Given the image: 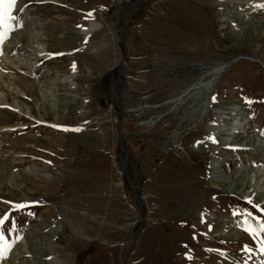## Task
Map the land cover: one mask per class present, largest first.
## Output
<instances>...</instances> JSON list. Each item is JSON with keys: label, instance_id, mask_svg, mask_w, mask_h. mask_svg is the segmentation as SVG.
<instances>
[{"label": "rangeland", "instance_id": "1", "mask_svg": "<svg viewBox=\"0 0 264 264\" xmlns=\"http://www.w3.org/2000/svg\"><path fill=\"white\" fill-rule=\"evenodd\" d=\"M135 1L17 0L0 24V264L133 247L146 211L116 98ZM124 19L122 135L148 207L127 264H264V0H139Z\"/></svg>", "mask_w": 264, "mask_h": 264}, {"label": "water", "instance_id": "2", "mask_svg": "<svg viewBox=\"0 0 264 264\" xmlns=\"http://www.w3.org/2000/svg\"><path fill=\"white\" fill-rule=\"evenodd\" d=\"M136 2L134 3V5L136 4ZM125 9H126L125 7H122V9L120 11V19H121V23H122L121 43H122V46H123L126 54H125V57H124L122 63L120 64V66L118 68V70H119V80H120L121 88H120L119 94L117 96V103H118V106L120 107V110H121V119L118 121L116 128H117V134H118L119 140L122 143L124 151H125V155H126L125 172H126L128 180H129V182H130V184H131V186H132V188H133V190L135 192V201H136L137 204H139L140 206H142L146 210V214H145L144 218L141 221L136 222L134 224V226H133V229H132L133 247L126 253L123 264H127L128 263L129 257L136 250V248H137V233H136V229L146 219L147 214H148V207H147L146 203L144 202L143 198L139 195V192H138L135 184L133 183L132 179L129 176L128 166H129V157H130V155H129L128 149L125 147L124 138H123V136L121 134V130H120V126H121V124H122V122L124 120L125 113H126L125 109H124V107H123V105L121 103L122 97H123V95L125 93V90H126V82H125V79H124L123 69H124L125 63H126L127 58H128V50H127V45H126L125 38H124L125 37V23H124V19H123V12H124Z\"/></svg>", "mask_w": 264, "mask_h": 264}, {"label": "bare ground", "instance_id": "3", "mask_svg": "<svg viewBox=\"0 0 264 264\" xmlns=\"http://www.w3.org/2000/svg\"><path fill=\"white\" fill-rule=\"evenodd\" d=\"M96 27H98V25H92L91 28L92 29H95ZM91 28L87 30V32H86L87 34L84 31L85 35H89L88 32L91 33V31H92ZM99 28L100 27H98L97 29H99ZM94 31H96V29ZM3 62H5V61H3ZM224 74H225V67L224 68H219V69H214L212 72H210V73L207 74V77L209 78L208 82H206L205 80H202V81L199 82L198 85H196L199 88L195 87L194 89L195 90L201 89V90H203L204 93L205 92L209 93L213 89L212 87H214L216 85V83L224 76ZM0 77H2V75H0ZM244 125H245L244 126V129L245 130H248L249 129V124H244ZM219 128L220 127L218 125H212L210 129H211V131L218 132L219 131ZM232 132H235V130L233 129ZM263 172H264V170L257 171V172H255V175H257L258 178L259 177L260 178L262 177V179H263L264 178V173Z\"/></svg>", "mask_w": 264, "mask_h": 264}, {"label": "snow or ice", "instance_id": "4", "mask_svg": "<svg viewBox=\"0 0 264 264\" xmlns=\"http://www.w3.org/2000/svg\"><path fill=\"white\" fill-rule=\"evenodd\" d=\"M16 4H17V0H0V24H2L5 16H7L9 19H15V17H12L10 13ZM2 39L3 37L0 36V40ZM17 207H23V206H17ZM0 224H3V220H0ZM252 231H253V234H255V230H252ZM260 231L264 232V223L260 225ZM0 241H3L2 234H0ZM262 251H264V249H262Z\"/></svg>", "mask_w": 264, "mask_h": 264}, {"label": "trees", "instance_id": "5", "mask_svg": "<svg viewBox=\"0 0 264 264\" xmlns=\"http://www.w3.org/2000/svg\"><path fill=\"white\" fill-rule=\"evenodd\" d=\"M121 129H122V127H121Z\"/></svg>", "mask_w": 264, "mask_h": 264}]
</instances>
